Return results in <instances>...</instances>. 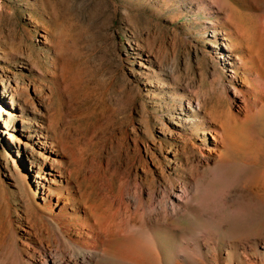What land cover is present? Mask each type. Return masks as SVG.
Segmentation results:
<instances>
[{
  "label": "rangeland",
  "instance_id": "rangeland-1",
  "mask_svg": "<svg viewBox=\"0 0 264 264\" xmlns=\"http://www.w3.org/2000/svg\"><path fill=\"white\" fill-rule=\"evenodd\" d=\"M0 264H264V0H0Z\"/></svg>",
  "mask_w": 264,
  "mask_h": 264
},
{
  "label": "bare ground",
  "instance_id": "bare-ground-1",
  "mask_svg": "<svg viewBox=\"0 0 264 264\" xmlns=\"http://www.w3.org/2000/svg\"><path fill=\"white\" fill-rule=\"evenodd\" d=\"M233 118V117H232ZM231 117L230 118H226V119H224L222 122H221V126H222V128H228V127H230L231 126V120L230 119H232ZM214 134H215V136H211V138L215 141V140H217V139H219V134H218V132H217V130L215 129L214 130ZM104 226V230L105 229H107L108 227L107 226H109L108 225V223H107V220H106V222L103 224ZM88 226V225H87ZM90 228H91V234H92V236H93V228H94V225L92 224L91 226H90ZM95 243V242H94ZM91 244H93V243H91Z\"/></svg>",
  "mask_w": 264,
  "mask_h": 264
}]
</instances>
